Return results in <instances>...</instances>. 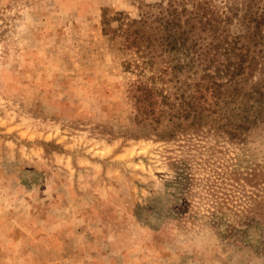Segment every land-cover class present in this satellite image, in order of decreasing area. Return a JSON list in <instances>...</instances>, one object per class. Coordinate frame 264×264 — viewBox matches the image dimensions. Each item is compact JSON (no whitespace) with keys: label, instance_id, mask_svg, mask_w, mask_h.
I'll use <instances>...</instances> for the list:
<instances>
[{"label":"rangeland","instance_id":"1","mask_svg":"<svg viewBox=\"0 0 264 264\" xmlns=\"http://www.w3.org/2000/svg\"><path fill=\"white\" fill-rule=\"evenodd\" d=\"M159 1L0 0V264H264V231L219 213L256 192L264 128L141 132L140 58L102 15Z\"/></svg>","mask_w":264,"mask_h":264},{"label":"trees","instance_id":"2","mask_svg":"<svg viewBox=\"0 0 264 264\" xmlns=\"http://www.w3.org/2000/svg\"><path fill=\"white\" fill-rule=\"evenodd\" d=\"M102 23L140 58L134 99L146 137L206 131L241 145L264 128V0H160L137 18L104 11ZM240 175L256 192L245 211L219 213L264 231V165Z\"/></svg>","mask_w":264,"mask_h":264}]
</instances>
